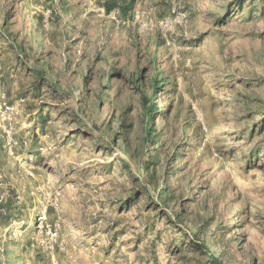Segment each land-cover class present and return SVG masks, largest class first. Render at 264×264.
<instances>
[{
	"label": "rangeland",
	"instance_id": "rangeland-1",
	"mask_svg": "<svg viewBox=\"0 0 264 264\" xmlns=\"http://www.w3.org/2000/svg\"><path fill=\"white\" fill-rule=\"evenodd\" d=\"M0 264H264V0H0Z\"/></svg>",
	"mask_w": 264,
	"mask_h": 264
}]
</instances>
